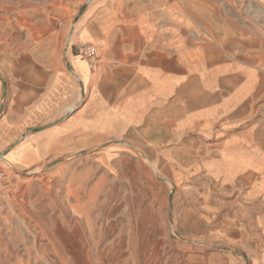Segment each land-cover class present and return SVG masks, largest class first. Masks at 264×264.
Instances as JSON below:
<instances>
[{
    "label": "rangeland",
    "instance_id": "rangeland-1",
    "mask_svg": "<svg viewBox=\"0 0 264 264\" xmlns=\"http://www.w3.org/2000/svg\"><path fill=\"white\" fill-rule=\"evenodd\" d=\"M88 1L0 0V264H264V93L233 132L105 134L90 132L73 79L77 130L41 137L60 121L39 108L42 63H63ZM200 7L201 27L264 32V0ZM219 10L242 20H210ZM231 134L253 144V164L223 159Z\"/></svg>",
    "mask_w": 264,
    "mask_h": 264
},
{
    "label": "crops",
    "instance_id": "crops-1",
    "mask_svg": "<svg viewBox=\"0 0 264 264\" xmlns=\"http://www.w3.org/2000/svg\"><path fill=\"white\" fill-rule=\"evenodd\" d=\"M246 2L89 0L77 23L81 25L66 36L63 63L58 54L42 63L47 88L39 108L47 113L55 110L60 121L41 130V137L77 130L74 126L81 114L69 113L78 93L74 80L84 97L85 111L90 110L93 133L236 131L253 118L256 97L264 93V32L236 22L231 23L230 34L201 27L205 14L200 6ZM219 12L210 20H242L239 13L231 18ZM180 20L194 22L196 27ZM226 36L232 37L220 39ZM255 36L262 40H252ZM84 47L94 49V67L82 56ZM232 138L231 134L220 141L230 150L223 157L229 159L226 163L253 164V144Z\"/></svg>",
    "mask_w": 264,
    "mask_h": 264
},
{
    "label": "built area",
    "instance_id": "built-area-1",
    "mask_svg": "<svg viewBox=\"0 0 264 264\" xmlns=\"http://www.w3.org/2000/svg\"><path fill=\"white\" fill-rule=\"evenodd\" d=\"M81 53L84 57H86L90 63L91 67H94L95 62H94V58H95V52L94 49L92 47H84L81 50Z\"/></svg>",
    "mask_w": 264,
    "mask_h": 264
},
{
    "label": "water",
    "instance_id": "water-1",
    "mask_svg": "<svg viewBox=\"0 0 264 264\" xmlns=\"http://www.w3.org/2000/svg\"><path fill=\"white\" fill-rule=\"evenodd\" d=\"M67 44H68V42H66V44H65V46L67 47ZM6 94L5 93H3V96H5ZM3 156H4V152H0V160L3 158Z\"/></svg>",
    "mask_w": 264,
    "mask_h": 264
},
{
    "label": "bare ground",
    "instance_id": "bare-ground-1",
    "mask_svg": "<svg viewBox=\"0 0 264 264\" xmlns=\"http://www.w3.org/2000/svg\"><path fill=\"white\" fill-rule=\"evenodd\" d=\"M73 29V28H72ZM70 105V104H69ZM1 160H4V157L1 159ZM153 168H155V167H153ZM39 170L38 169H36V171L35 172H38Z\"/></svg>",
    "mask_w": 264,
    "mask_h": 264
}]
</instances>
